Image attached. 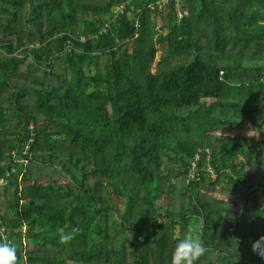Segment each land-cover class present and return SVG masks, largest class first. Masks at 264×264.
<instances>
[{
	"label": "trees",
	"instance_id": "1",
	"mask_svg": "<svg viewBox=\"0 0 264 264\" xmlns=\"http://www.w3.org/2000/svg\"><path fill=\"white\" fill-rule=\"evenodd\" d=\"M125 1L0 0V242L17 264H171L191 231L199 264H264V0L101 34Z\"/></svg>",
	"mask_w": 264,
	"mask_h": 264
},
{
	"label": "clouds",
	"instance_id": "2",
	"mask_svg": "<svg viewBox=\"0 0 264 264\" xmlns=\"http://www.w3.org/2000/svg\"><path fill=\"white\" fill-rule=\"evenodd\" d=\"M262 103H264V98H262ZM261 120L264 121L262 117ZM59 232L61 244H68L74 239V233H66L63 228L59 229ZM252 250L264 258V236L255 241ZM208 252V247L189 231L182 239L177 240L172 252L171 264H199L201 258L205 257ZM0 264H17V247L14 243L0 242Z\"/></svg>",
	"mask_w": 264,
	"mask_h": 264
},
{
	"label": "built area",
	"instance_id": "3",
	"mask_svg": "<svg viewBox=\"0 0 264 264\" xmlns=\"http://www.w3.org/2000/svg\"><path fill=\"white\" fill-rule=\"evenodd\" d=\"M142 3L143 6L139 7ZM171 5L175 6L176 16L180 22L190 16V11L186 0H126L123 4H121L114 10V16L111 23L106 26V29H104L101 34L106 33L107 30H109V28L111 27V25L117 23V21H119L124 15H128L131 20L135 18V26L138 29L140 26V17L143 15L144 10H158L162 12L167 10ZM25 154H27V152H25ZM203 154H206L208 160L211 159L212 152L210 149L198 150L192 163L190 178L194 179L196 176H198L199 163L202 159ZM17 162L24 164L27 163V161L24 159L17 160ZM6 184V179H0V190ZM4 239H7L6 235H4Z\"/></svg>",
	"mask_w": 264,
	"mask_h": 264
}]
</instances>
